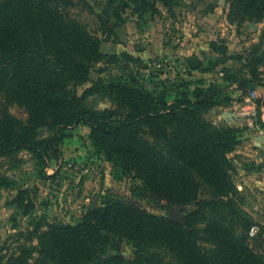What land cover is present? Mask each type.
I'll return each instance as SVG.
<instances>
[{"label": "rangeland", "instance_id": "1", "mask_svg": "<svg viewBox=\"0 0 264 264\" xmlns=\"http://www.w3.org/2000/svg\"><path fill=\"white\" fill-rule=\"evenodd\" d=\"M63 1L70 17L99 39L102 53L116 58L98 64L78 94L95 89L88 103L104 112L120 108L112 90L119 83L144 90L159 115L144 125L140 137L156 158L190 167L178 123L166 105L210 97L201 118L233 132L234 152L226 157L238 189L235 204L254 222L250 234L264 236V19L243 0H176L172 5L148 0L152 8L145 12L126 0ZM11 111L27 118L17 106ZM91 133L84 123L66 129L57 158L44 162L28 151L0 158V259L6 261L25 244L33 252L29 264H37L42 259L37 237L48 224L76 226L109 197L177 222L194 209L141 197L142 182L118 172L98 152ZM20 191L27 192L23 205L17 202ZM215 219L241 231L225 213ZM102 236L90 264H133L135 248L128 240ZM152 251L165 263L180 264L163 245Z\"/></svg>", "mask_w": 264, "mask_h": 264}, {"label": "trees", "instance_id": "2", "mask_svg": "<svg viewBox=\"0 0 264 264\" xmlns=\"http://www.w3.org/2000/svg\"><path fill=\"white\" fill-rule=\"evenodd\" d=\"M243 1L264 19V0ZM63 2L0 0V158L21 151L40 162L57 158L64 131L84 123L92 129L98 152L118 172L142 182L141 197L194 209L177 222L109 197L76 226L48 224L37 237L42 257L37 264H90L103 234L128 240L135 248L133 264H168L152 251L155 245L174 252L180 264H264V236L250 234L255 224L234 200L238 189L226 157L234 152L233 132L201 118L210 97L186 106L166 105L168 116L178 123L190 167L156 158L140 137L144 125L159 115L144 90L137 91L127 81L119 83L112 90L120 108L104 112L88 103L95 89L78 94L79 87L91 82L98 64L116 58L102 53L99 39L70 17ZM126 3L144 12L152 8L148 0ZM15 106L24 110L26 119L12 113ZM26 196L20 191L17 202L23 205ZM223 213L241 231L215 219ZM209 216L215 217L211 223ZM32 253L21 245L0 264H29Z\"/></svg>", "mask_w": 264, "mask_h": 264}, {"label": "water", "instance_id": "3", "mask_svg": "<svg viewBox=\"0 0 264 264\" xmlns=\"http://www.w3.org/2000/svg\"><path fill=\"white\" fill-rule=\"evenodd\" d=\"M190 63H191V65H192L193 68H196V67L198 66V65H197V62H196L195 59H192V60L190 61Z\"/></svg>", "mask_w": 264, "mask_h": 264}]
</instances>
